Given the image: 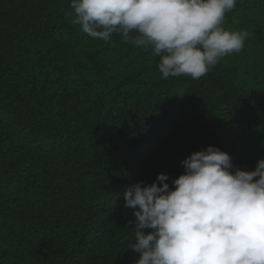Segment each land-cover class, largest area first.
<instances>
[{
    "label": "trees",
    "instance_id": "1",
    "mask_svg": "<svg viewBox=\"0 0 264 264\" xmlns=\"http://www.w3.org/2000/svg\"><path fill=\"white\" fill-rule=\"evenodd\" d=\"M69 5L0 0V264H135L127 187H174L209 145L264 159V0H237L224 27L248 31L243 50L196 80L82 33Z\"/></svg>",
    "mask_w": 264,
    "mask_h": 264
},
{
    "label": "clouds",
    "instance_id": "2",
    "mask_svg": "<svg viewBox=\"0 0 264 264\" xmlns=\"http://www.w3.org/2000/svg\"><path fill=\"white\" fill-rule=\"evenodd\" d=\"M237 0H70L65 13L82 33L125 43L160 57L163 78L206 75L221 58L239 53L247 30L224 27ZM172 180L137 182L123 193L133 209L130 249L135 264H264V159L235 167L230 154L209 145L181 161ZM235 170L233 171V169ZM150 231H145V230Z\"/></svg>",
    "mask_w": 264,
    "mask_h": 264
}]
</instances>
